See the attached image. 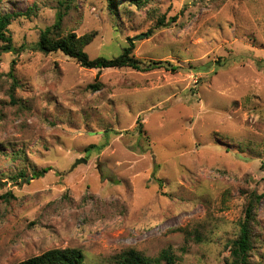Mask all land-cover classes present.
I'll use <instances>...</instances> for the list:
<instances>
[{"label": "rangeland", "instance_id": "374dc122", "mask_svg": "<svg viewBox=\"0 0 264 264\" xmlns=\"http://www.w3.org/2000/svg\"><path fill=\"white\" fill-rule=\"evenodd\" d=\"M117 2L118 17L107 0H0L33 11L0 57V264L66 248L111 264L169 247L178 264H227L252 192L264 222V0ZM48 28L93 34L91 59L152 30L133 56L165 68L85 69L37 49Z\"/></svg>", "mask_w": 264, "mask_h": 264}, {"label": "trees", "instance_id": "16d2710c", "mask_svg": "<svg viewBox=\"0 0 264 264\" xmlns=\"http://www.w3.org/2000/svg\"><path fill=\"white\" fill-rule=\"evenodd\" d=\"M110 9L115 17H118V9L120 3L117 0H107ZM138 7H144L146 2L138 1L134 2ZM33 11L29 9L26 12H1L0 11V57L8 53H16L17 49L12 41L13 38L10 35V26L13 22L22 18H31ZM64 14H59L57 22L53 26L54 29L60 30L62 26V19ZM177 19L174 16L171 21ZM167 26L166 16L161 15L156 20V27L160 28ZM53 28L46 29L40 36L37 49L46 55L62 53L65 56L74 59L81 67L90 70H98L99 72L107 69H132L135 71L148 72L151 70H157L165 68V63L162 62H149L143 63L136 60L133 56L135 50L136 40L146 36H151L152 30L142 33L130 39L127 47H123L119 56L111 59L105 57H98L91 59L88 53L85 51L86 47L93 41L94 35L87 34L82 37H77L75 34H70L65 38L58 37L59 32ZM16 62L12 63L10 77L12 78L13 84L10 89V95L15 94V88L18 81L14 75V67ZM100 84L91 85L90 88L98 90ZM14 98V97H13ZM0 115V119H2ZM140 134L144 133L143 124L137 122V131ZM45 173L48 170L44 171ZM43 175V173H40ZM36 175L40 177L42 175ZM264 195V194H263ZM261 194L252 192V194L246 199L247 204L244 210V217L239 221L238 232L234 240L229 243L230 245V259L227 260V264H250L257 245L264 246V222L260 221L258 206ZM259 231H263L261 234ZM263 235V236H262ZM19 264H86L84 253L79 249H53L49 250L39 256L27 259ZM111 264H178V256L173 247H169L161 252L158 257L150 258L136 249H130L123 252L121 255H117Z\"/></svg>", "mask_w": 264, "mask_h": 264}]
</instances>
